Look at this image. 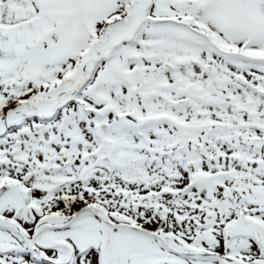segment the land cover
Masks as SVG:
<instances>
[{"label": "snow or ice", "instance_id": "1", "mask_svg": "<svg viewBox=\"0 0 264 264\" xmlns=\"http://www.w3.org/2000/svg\"><path fill=\"white\" fill-rule=\"evenodd\" d=\"M0 264H264V0H0Z\"/></svg>", "mask_w": 264, "mask_h": 264}]
</instances>
